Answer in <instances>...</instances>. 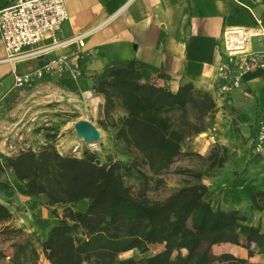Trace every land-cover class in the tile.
Wrapping results in <instances>:
<instances>
[{
    "label": "trees",
    "instance_id": "obj_1",
    "mask_svg": "<svg viewBox=\"0 0 264 264\" xmlns=\"http://www.w3.org/2000/svg\"><path fill=\"white\" fill-rule=\"evenodd\" d=\"M142 79L131 61L109 67L93 80V89L105 98L106 117L116 106L122 108L112 126L128 159L101 162L95 152L63 155L47 143L0 162V195L10 198L20 191L28 197V208L46 207L58 221L44 239L36 235L14 242L8 264H38L40 253L51 264H252L228 252L216 254L213 247L222 243L246 248L249 257H264V231L250 223L249 211L215 208L205 199L209 188L202 180L223 165L226 155L219 156L217 150L207 156L185 152L187 129L199 134L204 123L199 119L178 126L172 117L178 111L186 115L190 106L200 118L207 115L215 105L211 93L192 84L173 93ZM183 154L211 160L208 169L165 198L151 199L149 191L166 184L163 175ZM82 201L84 208L72 207ZM250 209H264V192L251 191ZM12 217L9 206L0 202V223ZM241 229L248 243L241 242ZM155 243L163 249L147 254ZM132 249L140 255L120 258ZM5 257L0 252V259Z\"/></svg>",
    "mask_w": 264,
    "mask_h": 264
},
{
    "label": "crops",
    "instance_id": "obj_2",
    "mask_svg": "<svg viewBox=\"0 0 264 264\" xmlns=\"http://www.w3.org/2000/svg\"><path fill=\"white\" fill-rule=\"evenodd\" d=\"M15 1L0 0V10ZM64 3L68 17L57 32V39L77 38L68 45L11 63L3 61L6 50L0 32V150L4 157L25 150L24 144H13L14 135L6 131L12 127L7 116L12 96L25 88L15 86L16 76L34 73L52 57L68 54L70 66L63 74L39 78L27 85L57 86L74 99L89 91L87 84L92 76L135 61L143 82H153L173 93L185 84L211 93L215 105L205 115V133L193 139V150L202 156L217 150L226 155V161L203 178L209 188L205 199L215 208L249 211L250 223L264 231V209L253 212L250 209L251 191L264 192V153L254 151L257 121L264 105V71L247 73L241 87L223 104L215 96L216 70L223 60V31L230 26L264 31V0H64ZM50 43L44 40L40 46ZM254 46H257L255 39ZM97 99L101 103L100 95ZM21 197L0 195V202L13 212V217L0 225L21 221L24 240L35 239L36 235L44 239L48 228L57 224V217L46 207L24 209L20 212L23 216L17 214L16 200L24 202L28 198ZM85 205L82 201L72 207L81 209ZM57 207L59 210L61 206ZM246 235L245 229H241V242L248 243ZM154 245L157 243L150 247ZM162 249L163 245L159 251ZM213 250L216 254L228 252L250 261L256 258L264 261L263 255L256 253L249 257L246 248L232 243L217 244ZM12 254L13 251L9 252L7 257ZM38 264L51 262L40 253Z\"/></svg>",
    "mask_w": 264,
    "mask_h": 264
},
{
    "label": "rangeland",
    "instance_id": "obj_3",
    "mask_svg": "<svg viewBox=\"0 0 264 264\" xmlns=\"http://www.w3.org/2000/svg\"><path fill=\"white\" fill-rule=\"evenodd\" d=\"M93 80L94 76L90 80L92 86L87 84L89 87L87 92L91 94L90 98L87 92H83L79 97L76 96L73 99L71 95L66 94L57 86L34 88L33 85H25V88L15 92L7 108L8 121L12 127L6 130L9 131L10 136L14 135L13 139H11L13 144H24L25 149H39L47 143H53L55 148L63 155L81 157L85 152H95L101 162H109L112 158L128 159V156L123 153L120 143L115 140L116 128L112 126L114 120L123 114L122 108L116 106L111 110L109 117H106L104 112L105 98L93 89ZM98 95L102 97L101 103L97 101ZM172 117L178 126H183L186 122H198L199 119L204 124L206 123V116L200 118L198 110L191 106L188 108L186 115L178 111L172 113ZM81 119L92 121L101 130L103 135L100 142L92 145L78 137L74 125L75 122ZM105 125L108 126L107 129H105ZM186 133L184 150L185 152H195L192 142L195 137L199 136L189 128ZM47 134H52L54 137H48ZM204 136L206 134H202V137ZM212 151H210V154ZM210 161H206L198 155L183 154L163 175L166 184L158 190L149 191L148 196L151 199H162L168 196L176 187L188 181H197L196 174L201 169V171H204ZM18 195H22L21 198H23V194L20 191H17L14 196L17 197ZM16 201L14 204L17 210L16 213L23 216L20 212H23L24 209L28 211L30 208L27 207L26 201ZM59 211H63L62 207H60ZM23 224L21 221H12L8 225H0V252L6 255L5 258L0 259V264L9 263L7 255L14 250V242L25 241L23 239V234L25 233ZM159 249H161V244L154 245L150 247L147 254L158 252ZM139 255V251L134 249L133 251L122 253L120 258ZM250 262L252 264H264V261L257 258Z\"/></svg>",
    "mask_w": 264,
    "mask_h": 264
},
{
    "label": "built area",
    "instance_id": "obj_4",
    "mask_svg": "<svg viewBox=\"0 0 264 264\" xmlns=\"http://www.w3.org/2000/svg\"><path fill=\"white\" fill-rule=\"evenodd\" d=\"M67 17L64 0H16L0 10V32L6 50L3 61L14 63L72 43L77 38L57 39V32ZM258 24H261L260 20ZM254 39L257 40L256 47ZM44 40L51 43L40 46ZM222 46L223 60L217 66L215 89V96L221 104L241 87L247 73L256 69L264 71V31L246 26L227 27L223 31ZM69 66L68 54L57 55L36 72L16 76L15 86L20 88L39 78L61 75ZM254 151L260 155L264 153V105L257 121ZM3 159L0 150V162Z\"/></svg>",
    "mask_w": 264,
    "mask_h": 264
},
{
    "label": "water",
    "instance_id": "obj_5",
    "mask_svg": "<svg viewBox=\"0 0 264 264\" xmlns=\"http://www.w3.org/2000/svg\"><path fill=\"white\" fill-rule=\"evenodd\" d=\"M92 86V82H89ZM75 130L78 137L82 138L86 143L100 142L102 139L101 130L90 120L81 119L75 122Z\"/></svg>",
    "mask_w": 264,
    "mask_h": 264
},
{
    "label": "bare ground",
    "instance_id": "obj_6",
    "mask_svg": "<svg viewBox=\"0 0 264 264\" xmlns=\"http://www.w3.org/2000/svg\"><path fill=\"white\" fill-rule=\"evenodd\" d=\"M87 95H88V97L90 98L91 94L87 92ZM102 135H103V134H102ZM89 144L94 145V144H96V142H92V143H89Z\"/></svg>",
    "mask_w": 264,
    "mask_h": 264
}]
</instances>
